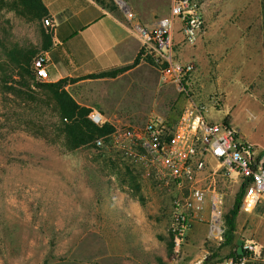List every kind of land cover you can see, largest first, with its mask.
Listing matches in <instances>:
<instances>
[{"label": "rangeland", "instance_id": "374dc122", "mask_svg": "<svg viewBox=\"0 0 264 264\" xmlns=\"http://www.w3.org/2000/svg\"><path fill=\"white\" fill-rule=\"evenodd\" d=\"M98 1L134 21L146 17L142 25L165 16L170 4L122 0L123 9L117 0ZM193 1L204 28L195 44L177 39L175 58L194 61L191 88L208 105L207 119L237 123L240 135L264 154V0ZM43 18L20 0H0V264H233L230 253L247 242L256 246V263L264 264V199L249 213L238 211L233 242L224 243L223 216L242 184L235 176L207 167L192 183L178 185L156 175L139 141L123 136V129H140L145 121H104L114 130L102 137L101 148L94 140L72 141L71 122L48 82L32 72L48 34ZM25 55L30 60H21L17 76L13 58ZM136 89L130 109L138 116L151 100ZM214 97L216 106L210 105ZM183 105L177 96L169 110L178 115ZM194 189L206 201L183 209L189 226L175 248L171 213ZM218 218L222 224L213 227Z\"/></svg>", "mask_w": 264, "mask_h": 264}, {"label": "built area", "instance_id": "2783aa9c", "mask_svg": "<svg viewBox=\"0 0 264 264\" xmlns=\"http://www.w3.org/2000/svg\"><path fill=\"white\" fill-rule=\"evenodd\" d=\"M176 22L179 23L178 28ZM43 24L50 25L47 17L43 18ZM203 28L201 11L193 0H170L168 13L149 25L132 22V31L140 43V58L158 70L160 84L175 86L184 105L176 117L153 114L142 128L123 129L126 130L123 136L135 137L139 141L150 171L178 185L192 183L207 167L235 176L245 184L239 208L249 213L264 199V154L258 146L246 141L231 122L207 119L208 105L198 101L191 88L194 61L175 58L174 47L178 43L176 29L181 34V41L192 45L200 37ZM32 72L39 80L48 79L43 54L34 58ZM212 104H218L217 97L210 100ZM89 117L96 124L101 122L100 117L93 112H90ZM94 145L101 148L102 138L95 139ZM212 162L216 163L215 168ZM213 198L211 196L214 209L217 199ZM194 201H206L204 192L194 189L191 197L175 202L171 213L175 248L182 245L189 226L183 209L191 207ZM217 223L216 219L212 226L215 227ZM243 248L256 251V246L250 242L245 243Z\"/></svg>", "mask_w": 264, "mask_h": 264}, {"label": "crops", "instance_id": "0c3cea01", "mask_svg": "<svg viewBox=\"0 0 264 264\" xmlns=\"http://www.w3.org/2000/svg\"><path fill=\"white\" fill-rule=\"evenodd\" d=\"M41 2L47 11L45 17L50 21V25L42 24L49 39L47 48L41 50L48 70L46 82L66 80L63 88L76 103L90 108L102 122L115 126L123 122H146L153 114L177 116L174 110H169V103L181 96L173 85L174 95L168 96L167 86L160 84L157 69L140 58V43L132 31L131 14L110 10L97 0ZM139 19L143 23L149 21L140 15ZM175 26L178 28L179 23ZM207 35L209 37V33ZM180 36L176 29V39ZM196 51L199 52V46ZM120 68L123 71L114 77H89ZM134 87L137 95L148 93L151 100L143 115L137 116V111L132 113L130 109L134 107ZM139 87L141 90L137 91ZM230 110L229 106L226 111Z\"/></svg>", "mask_w": 264, "mask_h": 264}, {"label": "trees", "instance_id": "16d2710c", "mask_svg": "<svg viewBox=\"0 0 264 264\" xmlns=\"http://www.w3.org/2000/svg\"><path fill=\"white\" fill-rule=\"evenodd\" d=\"M21 3L27 6L30 10H32L36 17L46 16L47 11L45 6L42 4L41 0H20ZM98 1V0H97ZM101 5L106 7L102 1H98ZM107 8V7H106ZM110 10H115L112 8H108ZM49 43L48 34L44 35V41L41 47V50L47 48ZM13 57V55H12ZM24 57V58H23ZM23 57L18 58L17 56L13 58V61L16 62L17 68V76H18V66L22 69L21 60L28 61L30 60L29 56L25 55ZM139 56L134 60V64L138 62ZM123 68L115 69L113 71L104 72L99 75H90L89 77H114L118 73L122 72ZM28 74H30V70H26ZM22 78L23 75L21 74ZM31 76V74H30ZM34 76V74H33ZM66 80H60L56 83H47L45 86L51 91L54 100L56 101L63 118L69 120L71 122L70 129L67 132L72 137V141L76 144L83 145L89 141H92L97 138L107 137L112 134L114 128L108 122H103L102 124H95L93 121L88 118V115L91 111L90 108L86 106L79 105L76 103L73 98L68 94L67 91L63 88V83ZM227 121V120H225ZM245 184H241L239 192L234 197V202L232 207L228 210V212L223 216V224L226 226V231L224 234V243L227 245H231L233 242V231L235 229V218L240 210V203L244 193ZM229 259L233 264H257L256 259H254V255L252 251L242 248V253L238 254L237 249L230 253Z\"/></svg>", "mask_w": 264, "mask_h": 264}, {"label": "water", "instance_id": "95a60500", "mask_svg": "<svg viewBox=\"0 0 264 264\" xmlns=\"http://www.w3.org/2000/svg\"><path fill=\"white\" fill-rule=\"evenodd\" d=\"M118 1V0H117ZM122 6H124V3L122 0L118 1ZM217 222L219 223V226L222 224V219L218 218L217 219ZM237 252L238 254H241L242 253V247H238L237 248Z\"/></svg>", "mask_w": 264, "mask_h": 264}, {"label": "bare ground", "instance_id": "6f19581e", "mask_svg": "<svg viewBox=\"0 0 264 264\" xmlns=\"http://www.w3.org/2000/svg\"><path fill=\"white\" fill-rule=\"evenodd\" d=\"M119 1V0H118Z\"/></svg>", "mask_w": 264, "mask_h": 264}]
</instances>
